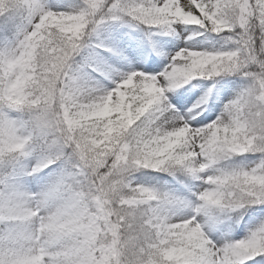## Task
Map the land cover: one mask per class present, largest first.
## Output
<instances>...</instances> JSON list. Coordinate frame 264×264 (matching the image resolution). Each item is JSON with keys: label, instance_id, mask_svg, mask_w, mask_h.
Returning <instances> with one entry per match:
<instances>
[{"label": "snow or ice", "instance_id": "1", "mask_svg": "<svg viewBox=\"0 0 264 264\" xmlns=\"http://www.w3.org/2000/svg\"><path fill=\"white\" fill-rule=\"evenodd\" d=\"M0 264H264V0H0Z\"/></svg>", "mask_w": 264, "mask_h": 264}, {"label": "rangeland", "instance_id": "2", "mask_svg": "<svg viewBox=\"0 0 264 264\" xmlns=\"http://www.w3.org/2000/svg\"><path fill=\"white\" fill-rule=\"evenodd\" d=\"M47 2L49 4L65 5L68 3H72V0H47ZM104 36L108 38L112 46H114L115 49L121 53L122 56L127 57V60L131 64V67L133 69L140 71L148 70V61H155L156 64L159 65V67L156 69L158 71L160 68H162L165 64L168 63V60L164 56L157 55L155 52H153L151 46L148 44V41L145 39L143 33L138 29L133 30L127 27L113 24L104 30ZM152 39L161 47L164 53H173V54L177 50L178 46L183 47L185 43L195 45L197 50L221 49L224 46V41L219 36L210 35V34L195 35L191 38V40L185 39L183 41L177 40L176 38L170 36H153ZM129 42L135 43L137 45V52L139 54L138 56L139 63L137 61H133L132 57L129 55V48H128ZM104 55L107 57L109 54L105 53ZM110 62L117 64V58L111 57ZM119 63H123V61H120ZM117 66H119V64H117ZM224 79H235V77H225ZM196 82L197 81H193L192 83H196ZM220 82L223 83L224 80H221ZM105 84L109 88L112 87V85L108 84L107 82H105ZM235 90L236 89H232L228 95L230 96L234 94ZM179 91H183V88H181ZM191 92L202 94L203 89L191 88ZM170 95H175V93H172ZM213 95H215V89L213 90ZM196 99H198V97L193 98V103H195ZM226 99L227 97H222L217 102V108H216L217 113L219 112L221 105L224 102H226ZM134 181L137 183H142L145 186L156 187V188L170 189L177 187L176 182L171 177L168 176H166L164 180H156V181L137 180L134 177ZM33 190L36 189L34 188ZM237 231L238 230L233 231L232 235L233 237L238 239L243 235V233L237 235Z\"/></svg>", "mask_w": 264, "mask_h": 264}, {"label": "trees", "instance_id": "3", "mask_svg": "<svg viewBox=\"0 0 264 264\" xmlns=\"http://www.w3.org/2000/svg\"><path fill=\"white\" fill-rule=\"evenodd\" d=\"M137 180H145V181H156V180H164L166 176L157 173V172H138L134 176Z\"/></svg>", "mask_w": 264, "mask_h": 264}]
</instances>
